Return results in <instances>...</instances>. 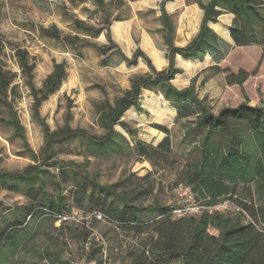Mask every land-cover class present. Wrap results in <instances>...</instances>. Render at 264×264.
<instances>
[{
	"label": "rangeland",
	"instance_id": "obj_1",
	"mask_svg": "<svg viewBox=\"0 0 264 264\" xmlns=\"http://www.w3.org/2000/svg\"><path fill=\"white\" fill-rule=\"evenodd\" d=\"M106 1L113 21L112 37L118 48L114 47L109 52L102 53L92 47H74L48 38L40 30L41 27L56 26L63 35L91 39L86 32L76 29L70 18L77 17L94 27L104 25L105 15L96 7L94 0H0V37L4 42L1 60L5 70L14 75L13 84L17 87L15 93L9 95V100L25 129L29 144L28 150L22 140L14 135L13 127L7 123V109L0 103L1 173H18L38 164L32 154L39 155L45 147L42 122L51 131L69 126L73 130H85L90 135H105L107 130L99 120L98 108L105 102L113 104L115 99L122 97L131 88L136 77L151 72L142 57L136 64L128 65L123 59L124 55L131 59L137 50H141L151 59L157 71L168 69L170 60L167 33L161 18V3L164 0ZM198 1L203 4L209 2H166L165 9L174 31L173 45L177 48L187 47L199 32L203 10ZM233 19L232 14H225L220 17L218 24L211 25L222 42L220 48L210 51L213 53V64L216 65H208L196 71L193 78L187 79L183 74L184 70L189 72L196 66H187L177 61L178 55L175 57V67L182 73L175 76L172 84L180 90L193 87L199 98L207 101L214 113L223 107L237 106L246 97L252 106L264 105V68L244 88H225L223 82L212 80L221 74L217 73L218 67L227 68L233 73L239 69L252 71L260 61L259 47H234L229 35ZM117 23L121 27L115 28ZM95 37L91 39L92 42L99 45L109 44L106 32ZM17 49L27 51L29 62L36 66L31 81L20 68L16 57ZM225 54L227 56L221 62V57ZM58 63H66L67 78L61 88L42 104L40 118H37L29 84L32 82L36 89H41ZM155 88L154 91L144 90L141 95L140 103L144 112L138 113L131 109L123 116L122 121L129 126L130 134L121 125H117L115 131L118 136L115 135L113 140L116 144H123L119 136L123 134L132 141L133 146L140 141L157 146L159 136L163 139L164 135H160L152 126L164 124L171 131V147L170 150L161 151L168 155L154 153L149 161L141 158L136 147H132L133 150L124 148L118 155L93 157L86 147L84 149L79 145L87 144L85 137L72 138L56 146L51 160L52 166L44 167L56 178L49 175L42 180L12 181L0 178V229L8 224L7 220L14 221L13 208L23 209L24 212L26 207L33 204L31 209H44L45 191L56 199V181H62L61 194L65 202L62 216L45 213L23 219V224L17 225L12 237L0 247V264H99L98 261L103 264H129L126 252L136 246L137 238L124 227L110 223L105 218L98 219L99 213L96 212L99 211L90 203L85 202L80 207L74 193L77 184L74 172L61 167L60 162L74 161L82 165L88 163V171L93 177L97 176L102 186L129 179V187L118 188L119 192L131 194L136 188L152 189L149 198L139 203L141 208L174 207L181 204L179 194L182 185L179 179L187 160L182 141L185 124L192 122L195 117L177 122L176 109L165 99L162 88ZM195 158L197 155L193 159ZM142 177L145 179H141ZM29 192L31 197L28 196ZM240 192L239 198L246 199L243 190ZM252 198L256 203L264 201L262 193L255 187ZM159 219L158 211L154 210L145 211L140 216L141 222L154 223ZM92 244L96 246V254L89 257L98 260L97 262L88 259V250Z\"/></svg>",
	"mask_w": 264,
	"mask_h": 264
},
{
	"label": "trees",
	"instance_id": "obj_2",
	"mask_svg": "<svg viewBox=\"0 0 264 264\" xmlns=\"http://www.w3.org/2000/svg\"><path fill=\"white\" fill-rule=\"evenodd\" d=\"M167 1L161 3V18L167 33L170 60L168 69L157 71L151 59L141 50H137L131 59L124 55L123 59L128 65L136 64L142 57L151 72L136 77L132 81L131 88L122 97L115 99L113 104L105 102L98 108L99 120L107 130L105 135L101 137L90 135L85 130H73L69 126L51 131L47 124L42 122L45 147L39 155L32 154L38 164L31 165L18 173L0 172V178L14 181L15 179L42 180L48 175L55 177L44 167L52 166L51 160L56 146L72 138L85 137L87 144L79 145L84 149L86 147L93 157L97 155L110 157L121 154L124 148L133 150L132 147H136V152L141 158L151 161L154 153L170 150L171 131L167 126L160 124L152 126L165 135V139L157 147L141 141L133 146L132 141L123 134H119L123 144H116L113 139L118 136V132L115 131L117 125H121L126 133L130 134L129 126L122 121L123 116L131 109H135L138 113L144 112L140 103L143 91H154L156 86H160L165 99L176 109L177 122L195 117L192 122L185 124L182 146L188 152V156L184 164V172L180 174V184L190 188L197 201L208 206L223 201L236 203L249 214L253 223H246L242 213L234 212L207 213L201 217L173 219L169 213L176 206L141 208L139 203L149 198L152 189L136 188L130 192L131 194L119 192L118 188L129 187V179L110 186H102L97 176L93 177L88 171V163L82 165L74 161L60 162L61 167L72 169L74 172L77 182L74 193L77 195L78 205L82 207L85 202L90 203L99 211L96 213H99L97 215H101L102 219L105 218L110 223L124 227L137 238L136 246L126 252L129 264H264V201L257 206L254 200L244 201L237 195L241 183H255L264 198V105L252 106L249 98L246 97L239 105L223 107L214 113L207 101L199 98L193 87L180 90L172 84L175 76L182 73L175 67L177 55L186 60L203 61L207 53L220 48L221 39L211 25L218 24L220 17L225 14L234 16L233 24L229 28L234 47L238 49L259 47L261 58L252 71L239 69L233 73L227 68L218 67L217 73L226 76L228 87L244 88L249 80L258 77L264 68V0H209L207 4L198 1L203 10V19L197 36L185 48H177L173 45V26L165 9ZM94 2L105 15L104 25L94 27L77 17L70 19L76 29L86 32L91 39L106 32L109 44L99 45L88 38L63 35L56 26L41 27L42 34L70 46L92 47L102 53H107L114 47L118 48L112 37L113 21L107 10V1L94 0ZM117 27L121 25L117 23L115 28ZM3 45L4 42L0 37V103L7 109L9 114L7 123L13 127L14 135L20 138L24 147L29 150L25 129L15 112L13 103L9 100V95L14 94L17 87L13 84L14 75L6 71L2 63ZM227 54L222 56L220 61H224ZM16 57L23 74L31 81L36 66L29 62L28 52L17 49ZM66 78V63H58L45 79L41 89H36L30 82L34 97L33 108L37 118H40L42 104L61 88ZM196 155L197 158L194 160ZM61 182H54L58 191L56 199L45 191L44 209H31L33 204L26 207L24 212L23 209L13 208L14 221L7 220L8 224L0 229V247L12 237L17 225L23 224V219L45 213L55 216L64 214L65 202L61 194L63 189ZM28 196L31 197L30 192ZM153 210L158 211L160 219L154 223L141 222V214ZM93 245L88 250V259L95 262L96 260L89 257L96 254L94 250L96 246ZM98 263L103 264L102 261Z\"/></svg>",
	"mask_w": 264,
	"mask_h": 264
},
{
	"label": "built area",
	"instance_id": "obj_3",
	"mask_svg": "<svg viewBox=\"0 0 264 264\" xmlns=\"http://www.w3.org/2000/svg\"><path fill=\"white\" fill-rule=\"evenodd\" d=\"M181 190L182 191L179 194L181 204L173 208L169 213V216L173 219L201 217L207 213H227L232 211L234 213H242L243 216L246 218V223H253V220L249 216V214L234 202L223 201L216 205L208 206L197 201L195 194L190 188L182 186ZM97 218L102 219V216L97 215Z\"/></svg>",
	"mask_w": 264,
	"mask_h": 264
},
{
	"label": "crops",
	"instance_id": "obj_4",
	"mask_svg": "<svg viewBox=\"0 0 264 264\" xmlns=\"http://www.w3.org/2000/svg\"><path fill=\"white\" fill-rule=\"evenodd\" d=\"M211 52H209V53H207V55L205 56V58H204V60L203 61H200V60H186V59H184L183 57H181L180 55H178L177 56V61H180V62H182V63H184V64H186L187 66L188 65H193V66H196L195 67V69H192V70H189V72H188V70H184V72H183V74L185 75V76H187V79H191V78H193L194 77V74L196 73V71H198V70H201V69H203V68H205V67H207L208 65H211V64H213V63H215L214 62V60H213V53H211ZM220 62V61H219ZM221 62H223V61H221ZM222 63H219V65H221ZM213 65H216V64H213ZM218 65V64H217ZM180 67L181 68H183V69H187V68H185L184 66H181L180 65ZM214 79H216V80H218V81H221V83L223 82V84H224V86H225V88H227L228 86H227V81H226V76L223 74V73H221L220 75H217V76H215L212 80H214ZM211 80V81H212ZM213 83H214V81H213ZM216 83V82H215ZM214 85V84H213ZM212 85V86H213ZM176 113V112H175ZM176 116H177V114H176ZM176 118V117H175ZM161 125V124H160ZM162 125H164V124H162ZM165 126V125H164ZM160 135H164V134H162V133H160V132H158ZM162 138H160V136H159V144L165 139V135H164V138L161 140ZM161 140V141H160ZM145 143V142H144ZM158 144V145H159ZM147 145H149V144H147ZM157 145V146H158ZM151 146H153V147H157V146H154L153 144L151 145ZM188 156V152L186 151V157ZM253 187H255L256 188V190H258V188H257V185L255 184V183H250V184H244V183H241L239 186H238V192H237V195H238V197L240 196V191L241 190H243V192H244V195H245V197H246V199L247 200H251V199H253L252 197H253ZM240 199H242V200H244L245 201V198H243V197H241ZM256 203V202H255ZM261 203H256V205L258 206V205H260Z\"/></svg>",
	"mask_w": 264,
	"mask_h": 264
}]
</instances>
